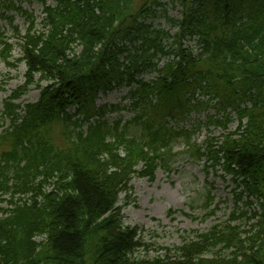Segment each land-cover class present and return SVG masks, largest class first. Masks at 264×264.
<instances>
[{
	"label": "trees",
	"instance_id": "16d2710c",
	"mask_svg": "<svg viewBox=\"0 0 264 264\" xmlns=\"http://www.w3.org/2000/svg\"><path fill=\"white\" fill-rule=\"evenodd\" d=\"M169 1L180 7L179 18L167 17L174 34L140 20L161 0H56L44 5L40 29L24 11V34L8 19L20 40L16 60L26 66L11 98L32 84L40 96L21 116L6 102L0 264H264V0ZM188 40L194 43L184 45ZM0 46L13 66L2 32ZM147 70L156 72L154 80L138 77ZM122 84H134L135 115L110 122L106 111L119 107H95L94 99ZM206 108L216 113L199 126L226 131L229 109L236 128L200 146L191 130L166 121ZM177 142L207 169L230 176L238 205L196 240L143 258L139 229L123 224L118 196L129 191L132 174L152 178L158 164L168 166ZM239 204L256 206L245 228L231 224L246 214ZM214 248L228 252L206 255Z\"/></svg>",
	"mask_w": 264,
	"mask_h": 264
},
{
	"label": "rangeland",
	"instance_id": "374dc122",
	"mask_svg": "<svg viewBox=\"0 0 264 264\" xmlns=\"http://www.w3.org/2000/svg\"><path fill=\"white\" fill-rule=\"evenodd\" d=\"M54 0H46L52 4ZM22 9L32 11L37 16L36 28H41L40 21L42 18L41 0H16ZM165 3L167 12L164 13V7L158 9L155 14L143 19L145 23L152 24L155 28L168 30L169 23L167 17L179 18L180 7L177 3L169 0H162ZM3 11L0 8V13ZM13 16L14 23L19 26L21 33H24L26 23L25 17L15 10L7 13ZM4 18H0V30L13 44L11 52L12 60L20 54L16 38L13 32L8 28ZM171 34L175 29H170ZM169 42V41H168ZM191 44L192 41L188 42ZM26 66L24 63H16L14 67H9L0 59V109L2 101L13 89L23 84ZM154 73H147L144 79H152ZM128 89L121 87L106 95H100L95 105L102 103L125 104V95ZM39 90L34 86L30 88L20 100L21 103H28L37 100ZM204 99L200 95L197 96ZM215 114L210 108L191 110L183 118L171 121L169 124L176 128L183 127L193 132V137L197 144L205 145L208 138H219L224 130L220 127L210 125L199 126L203 123L208 115ZM124 119L132 116L130 110L120 111ZM109 117L115 118L116 114H110ZM235 118V114H231ZM4 122V127L7 126ZM236 127L235 121L228 124V129L233 130ZM176 155L170 162L169 167H158L152 179L135 175L131 179L128 187V194L121 192L118 196L117 206L123 216L124 225L136 226L139 228L142 247L138 250V255L143 258H154L164 255V252H172L177 246L184 242L196 240V236L207 232L215 224H223L228 221L232 210L238 204L235 202L233 191L236 184L230 176L222 174L220 171H211L206 168L205 161L193 159L188 153L183 151L182 143L178 142L174 146ZM211 199L209 202L208 199ZM127 202H126V201ZM6 204H2L5 207ZM255 205L246 206L239 204L240 210L246 212L234 224L245 228L250 221L247 216L254 210ZM1 216V214H0ZM42 239L36 237V240ZM227 253L228 251L214 248L206 251L210 256L215 253Z\"/></svg>",
	"mask_w": 264,
	"mask_h": 264
}]
</instances>
